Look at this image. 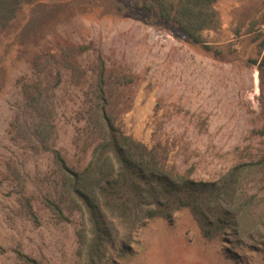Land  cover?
Returning a JSON list of instances; mask_svg holds the SVG:
<instances>
[{"label": "rangeland", "instance_id": "rangeland-1", "mask_svg": "<svg viewBox=\"0 0 264 264\" xmlns=\"http://www.w3.org/2000/svg\"><path fill=\"white\" fill-rule=\"evenodd\" d=\"M214 9L218 24L193 42L138 0L21 6L0 32V264H89L71 184L111 134L152 149L172 181L221 182L239 165L241 203L213 238L187 207L145 221L130 241L106 214L99 264H264V110L252 62L264 0Z\"/></svg>", "mask_w": 264, "mask_h": 264}, {"label": "trees", "instance_id": "trees-1", "mask_svg": "<svg viewBox=\"0 0 264 264\" xmlns=\"http://www.w3.org/2000/svg\"><path fill=\"white\" fill-rule=\"evenodd\" d=\"M29 1L0 0V32ZM138 1L142 8L174 23L193 42L200 41L203 29L219 22L214 9L216 0ZM260 45V57L252 62L258 72L259 101L264 110V42ZM257 133L264 135V122ZM101 142L98 155L83 170L74 173L71 184L89 227L87 263H100L107 237L104 229L106 214L117 222L126 241L132 239V233L145 221L154 217L169 218L184 207L191 210L206 238L216 237L230 225V211H237L241 203V187L237 182L239 165L232 167L228 177L221 182H177L166 176L163 163L141 142L130 138L121 141L114 134L102 137ZM256 163L263 164L261 161Z\"/></svg>", "mask_w": 264, "mask_h": 264}]
</instances>
